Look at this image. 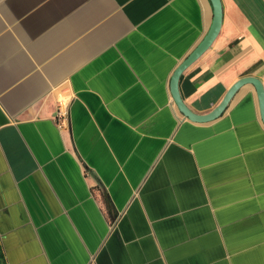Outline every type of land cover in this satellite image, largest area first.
<instances>
[{
	"label": "crops",
	"instance_id": "obj_1",
	"mask_svg": "<svg viewBox=\"0 0 264 264\" xmlns=\"http://www.w3.org/2000/svg\"><path fill=\"white\" fill-rule=\"evenodd\" d=\"M221 3L180 77L198 115L264 86V0ZM213 20L211 0H0L5 264H264L255 87L201 124L171 94Z\"/></svg>",
	"mask_w": 264,
	"mask_h": 264
},
{
	"label": "water",
	"instance_id": "obj_2",
	"mask_svg": "<svg viewBox=\"0 0 264 264\" xmlns=\"http://www.w3.org/2000/svg\"><path fill=\"white\" fill-rule=\"evenodd\" d=\"M213 12H214V20L211 26V30L207 34V36L203 39V41L199 44V47L193 51L181 64L175 73L172 76L171 83V94L174 97L175 103L178 107L179 112L185 115L188 119H190L194 123H208L217 120L221 115L224 114L225 110L233 100L234 96L242 87L246 85H253L258 93L259 98V109L261 110V118L264 124V86L262 82L255 78L249 77L244 78L236 82L233 87L226 93L227 95L223 99V101L211 112L207 115H198L192 112L188 106L183 102L182 97L179 92V83L180 77L183 72L194 64L200 56H202L206 51H208L215 42V39L221 32L222 20H223V12H222V3L221 0H211Z\"/></svg>",
	"mask_w": 264,
	"mask_h": 264
},
{
	"label": "built area",
	"instance_id": "obj_3",
	"mask_svg": "<svg viewBox=\"0 0 264 264\" xmlns=\"http://www.w3.org/2000/svg\"><path fill=\"white\" fill-rule=\"evenodd\" d=\"M57 116L60 127H65L68 123V116L66 115V113L59 109Z\"/></svg>",
	"mask_w": 264,
	"mask_h": 264
},
{
	"label": "trees",
	"instance_id": "obj_4",
	"mask_svg": "<svg viewBox=\"0 0 264 264\" xmlns=\"http://www.w3.org/2000/svg\"><path fill=\"white\" fill-rule=\"evenodd\" d=\"M0 264H5V260H4L2 250H0Z\"/></svg>",
	"mask_w": 264,
	"mask_h": 264
}]
</instances>
